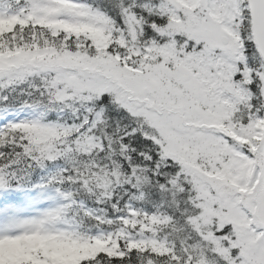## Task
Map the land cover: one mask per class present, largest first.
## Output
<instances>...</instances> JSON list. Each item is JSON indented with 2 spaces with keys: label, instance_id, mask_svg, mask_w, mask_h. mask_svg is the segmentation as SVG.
<instances>
[{
  "label": "snow or ice",
  "instance_id": "6c2138e0",
  "mask_svg": "<svg viewBox=\"0 0 264 264\" xmlns=\"http://www.w3.org/2000/svg\"><path fill=\"white\" fill-rule=\"evenodd\" d=\"M0 264H264V0H0Z\"/></svg>",
  "mask_w": 264,
  "mask_h": 264
}]
</instances>
